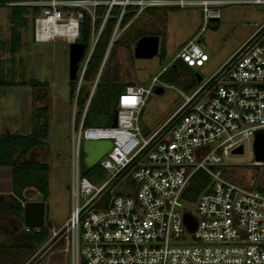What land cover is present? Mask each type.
<instances>
[{
  "label": "built area",
  "instance_id": "obj_1",
  "mask_svg": "<svg viewBox=\"0 0 264 264\" xmlns=\"http://www.w3.org/2000/svg\"><path fill=\"white\" fill-rule=\"evenodd\" d=\"M226 2L33 0L28 4L40 7L34 18V40L63 37L69 43L78 38L83 11L94 23L96 7L106 6L76 73L69 216L57 229H50L53 238L64 240L68 264H264V186L226 178L223 170L237 167L222 159L240 155L233 150L242 146L244 152L255 133L264 132V21L202 84L190 93L180 91V103L157 128L142 132L139 125L160 74L176 59L192 68L208 60L199 37L210 21L220 18ZM237 2L264 5V0ZM113 5L121 10L79 109L76 96ZM163 5L199 7L200 29L148 85L130 83L120 89L114 126L85 125L117 28L126 27L146 9ZM132 6L137 10L130 11L133 15L121 26L123 14ZM161 85L169 86L163 81ZM98 139L109 140L111 146L98 161L102 175L90 179L79 168L81 141ZM253 164L262 167V175L264 161ZM199 169L208 175L209 183L190 200L186 188Z\"/></svg>",
  "mask_w": 264,
  "mask_h": 264
},
{
  "label": "rangeland",
  "instance_id": "obj_2",
  "mask_svg": "<svg viewBox=\"0 0 264 264\" xmlns=\"http://www.w3.org/2000/svg\"><path fill=\"white\" fill-rule=\"evenodd\" d=\"M33 0H20L17 4L28 5ZM227 1L221 7V16L210 21L199 37L200 46L208 56L203 66L195 68L192 74L183 72L181 81L165 82L169 86L161 85L159 77L157 86L146 100V105L140 116L139 125L142 132L157 128L166 117L180 103V91L190 93L202 84L216 71L222 63L246 40L250 33L264 21V5L239 3L238 0ZM11 4V3H9ZM106 10V9H104ZM137 6L128 7L133 15ZM10 8L0 6V67L5 70L2 76L26 77V85L0 87V132L8 131L17 134H27L32 128L33 113L44 106L48 108L49 132L46 145L32 149L28 158H33L50 165L49 195L45 202V224L57 229L67 219L70 212V152L72 135V113L75 103V91L71 94L68 77L69 42L63 37H55L49 41L34 40V18L28 15V22L20 30L21 44L13 55L9 52L11 46L10 23L8 15ZM105 14V12L103 13ZM102 14V15H103ZM140 18L133 17L126 27L117 28V38L109 50L108 59L104 62V69L108 77L103 81L116 77L119 86L126 84L148 85L151 78L162 72V68L200 29L202 15L199 7L186 6L180 8L174 5H163L146 9ZM143 35H157L159 37L158 53L151 58H137L133 53L134 45ZM91 42L87 47L89 51ZM104 55H100L99 63ZM107 62V63H106ZM106 63V64H105ZM100 65V64H99ZM7 70H10L7 74ZM15 71V74L12 73ZM195 73L201 76L197 81ZM96 73L82 82L83 92L90 89ZM32 79L47 82L45 88L32 87ZM102 77L100 78L101 81ZM76 81V80H75ZM110 82V81H109ZM164 82V81H163ZM78 107V106H77ZM76 113V120L79 118ZM97 125L109 124L100 119ZM111 143L107 139L82 140L80 147L79 168L93 169L94 165L105 155ZM223 159L224 164L237 167L236 170H223L226 178L243 183L260 182L261 166L253 164L255 161L252 143L245 145L240 155H230ZM33 191V190H32ZM28 193V198L38 196L34 191ZM39 197V196H38ZM10 206L9 200L3 199ZM22 224L12 214L0 215V242L8 245L12 243L15 225ZM22 228H25L22 224ZM64 240L49 238L33 252L25 250L7 251L5 260L17 261V264H68V254L63 251Z\"/></svg>",
  "mask_w": 264,
  "mask_h": 264
},
{
  "label": "trees",
  "instance_id": "obj_3",
  "mask_svg": "<svg viewBox=\"0 0 264 264\" xmlns=\"http://www.w3.org/2000/svg\"><path fill=\"white\" fill-rule=\"evenodd\" d=\"M18 1L20 0H0V6H8L10 8L8 20L10 23L11 46L9 47V52L12 55L16 53L21 44L19 29L24 27L28 22V15H32L31 18L33 19L40 9L38 5L17 4L16 2ZM104 9H106L105 5L96 7L97 18L94 23H92L89 13L83 11V18L79 24V35L76 42L84 44L85 54L89 43L98 30L100 18L105 11ZM120 10V5H113L110 8L109 16L96 40L91 57L87 63L83 79L88 80L97 73L100 64V55L103 51L105 52L115 25L116 17ZM130 17V13L125 12L120 25L123 26ZM9 71L10 70H7V74ZM183 72L192 74V77H194L192 68L187 66L183 61L176 59L159 77H161L164 82H179L181 81L180 77H182L181 74ZM12 73L15 74V71ZM3 74H5V70L0 67V87L27 84L26 77H20L19 81H15V77H7L9 78V80H7L2 76ZM101 77L102 79L97 85L90 101V106L85 117V125L96 124L102 118L104 120L106 119L110 124L116 112L115 100L122 86H119L116 77H114V79L108 78L103 81V78L108 77V70L106 73L102 72L100 78ZM69 83L72 88L71 94H73L76 81H70ZM30 85L32 87L45 88L48 86V83L32 79ZM83 95V86H81L76 96V105L79 109L82 108L84 104ZM47 111V106H44L38 108L33 113L32 128L27 134H17L8 131L0 132V167H8L11 170V194L8 196H0V215L12 214L19 220H22L23 204L28 200L26 194L29 191L33 190L38 194V200L42 201H45L49 195L48 174L50 165L33 158H28V154L32 149L46 145L49 132ZM94 166V170H92L93 167L92 169L83 170L82 175L90 179H93L95 176H101L102 171L98 163ZM208 183L209 177L204 171L200 169L195 171L186 188V197L190 200L195 199ZM3 199L9 200L10 206L4 203ZM14 225V235H16V237L11 238L12 243L8 245L5 242H0V264H17V261L11 262L9 259L5 260L7 251L9 252L11 249L16 252L25 250L27 253H31L50 236L51 225L47 226L45 224L42 228H29L28 230L22 228V224Z\"/></svg>",
  "mask_w": 264,
  "mask_h": 264
},
{
  "label": "water",
  "instance_id": "obj_4",
  "mask_svg": "<svg viewBox=\"0 0 264 264\" xmlns=\"http://www.w3.org/2000/svg\"><path fill=\"white\" fill-rule=\"evenodd\" d=\"M159 37L156 35H144L140 37L134 46V55L137 58H151L158 53ZM84 44L80 42L69 43L68 77L70 81H75L78 63L84 52ZM197 81H201V76L195 73ZM111 124H116L114 115ZM252 149L255 161H264V132L257 131L252 141ZM235 154H242L243 148L239 146L233 150ZM264 186V180L262 181ZM22 224L25 228H42L45 226V202L42 200H28L23 204Z\"/></svg>",
  "mask_w": 264,
  "mask_h": 264
},
{
  "label": "crops",
  "instance_id": "obj_5",
  "mask_svg": "<svg viewBox=\"0 0 264 264\" xmlns=\"http://www.w3.org/2000/svg\"><path fill=\"white\" fill-rule=\"evenodd\" d=\"M141 16L143 17L144 15L139 14L136 18H140ZM28 193L26 194L27 197H28ZM10 194H11V170L8 167H0V196H8ZM28 200H38V196L33 198H28Z\"/></svg>",
  "mask_w": 264,
  "mask_h": 264
},
{
  "label": "flooded vegetation",
  "instance_id": "obj_6",
  "mask_svg": "<svg viewBox=\"0 0 264 264\" xmlns=\"http://www.w3.org/2000/svg\"><path fill=\"white\" fill-rule=\"evenodd\" d=\"M260 180H261V181L264 180V173L261 175Z\"/></svg>",
  "mask_w": 264,
  "mask_h": 264
}]
</instances>
